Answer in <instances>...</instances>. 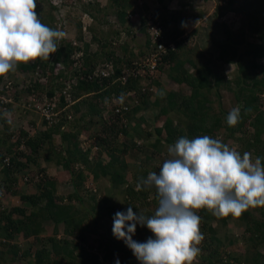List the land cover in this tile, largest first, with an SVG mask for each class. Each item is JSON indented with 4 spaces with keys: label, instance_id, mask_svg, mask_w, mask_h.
Listing matches in <instances>:
<instances>
[{
    "label": "trees",
    "instance_id": "16d2710c",
    "mask_svg": "<svg viewBox=\"0 0 264 264\" xmlns=\"http://www.w3.org/2000/svg\"><path fill=\"white\" fill-rule=\"evenodd\" d=\"M40 1L49 9L42 12L41 6L37 4L36 12L41 22L65 33L66 22L61 16L62 9L69 13L67 7L78 5V0H60L56 3L53 0H37ZM111 1L112 6H115H110L113 8L115 21L107 20V23H112V27L116 29L114 39L113 36L94 37L93 41L98 45V49L89 52L88 44L82 48L63 38L58 42V51L48 60L36 59L26 64L19 63L14 72L0 77V95L10 99L5 103L0 100V200L4 196L14 194L20 201L11 208L0 209V264L6 260L8 264H14L18 257L20 264H116L117 260L120 264H131L124 255L133 254L132 250L124 240L117 239L112 233L115 213L126 212L131 207L137 215L151 216L154 212L151 213L146 205H155L154 211L158 207L155 187L136 190L138 178H146L151 172L150 169L137 170L128 181L125 176L127 165L121 161L122 150L114 148V140L109 137V132L113 138L117 137L119 132L130 137L131 129L140 137V128H127L129 124L122 127L119 115H115L113 124L103 128L108 133L103 137L97 136L96 150L92 149V134L88 131L93 124L92 119L95 116L101 117L105 104L111 103L112 97L116 99L122 92L137 89L139 81L138 78L129 77L127 82L122 84L120 81H114L113 76L102 80H88V74L93 72L96 64L103 61H113L117 66L116 72L119 73L122 65L131 68L133 61L139 60V57L145 56L152 49L145 28L130 26V20L136 17L139 23L144 25L142 13L149 10V5L145 4L138 12L136 9H130L128 12L130 0ZM165 3L166 0H158L154 20L162 25L164 43H173L174 47L168 48L160 56L156 73H166L169 81L174 82L179 89L169 91L166 105L160 107L159 111L164 120L161 126L154 129V148L157 149L161 142L166 145L173 144L182 136L189 139L201 135L213 137L223 125L222 120L226 122L229 112L221 107L214 111L213 100L209 98L212 90H215L216 96L220 95L219 91L216 92L219 88L230 90L232 82L224 81L225 78L216 74L213 69L217 60H221L235 64V88L232 91L237 105L241 107V119L238 124L234 127H229L227 123L223 125L227 131L225 138L232 139L235 133L242 131V137H237L240 140V149L242 152H251L255 157H261L264 164V99L260 100L261 95H264V0H238L230 1L224 6L216 5L218 9L215 15L220 22L213 27L222 31L220 34H223V39L218 43L219 51L214 60L198 50L194 52V59L179 58L178 52L183 50L185 54H190V47L178 38V28H170L168 25L170 19L164 15ZM79 7L83 12L80 14H89L83 3H80ZM227 10L235 14L227 18L225 23L219 19ZM128 13L131 16H128ZM68 16L72 18L71 15ZM235 22L237 27H234ZM78 28L81 31V23ZM123 28L129 39L140 36L139 42L142 44V48L134 52L130 48V41H122L124 59L114 55L116 44L119 43L116 36ZM80 31L77 40H83ZM79 50L81 54L76 57L75 53ZM184 61H188L194 71L189 72L184 68ZM211 76L214 81L209 78ZM148 79L149 83L160 87L159 80L152 76ZM183 85L187 86V94L184 93ZM138 91L139 89L135 91L139 98L137 103L133 101L135 96H130L132 107L124 114L127 119L151 104L145 100L150 92ZM158 102L156 96L152 105L157 106ZM220 104L218 100V106ZM79 105L85 106L87 111L76 116L75 113L80 111V108L75 106ZM45 111L51 113L49 117ZM251 116L252 121L248 124L252 130L249 132L243 128L247 123L246 119ZM15 118L27 120L14 132L11 127ZM81 135H85L88 142L85 148L82 146ZM150 135L152 133L147 132L143 136L147 138ZM21 144L25 145L23 149L20 148ZM132 145L136 146L134 142ZM6 157H9V165H2ZM39 159H42L46 166L58 165L66 169L75 193L68 198H57L55 178L46 174L45 169L41 167L40 172L33 171ZM152 171L159 172L158 169ZM21 173L26 179L18 180ZM87 178L92 180L91 187L87 190L91 195L83 196L80 190ZM100 178H106L110 188L115 189L116 195H122L123 200L101 196L95 185ZM17 181L22 189L27 190L30 184H33L35 190L17 193L14 190ZM86 202L87 206L84 204ZM1 205L0 201V207ZM258 208L260 211L264 209L263 206ZM197 215L202 218L199 227L204 236L198 245L201 249L199 264H203L204 260L207 264H264V255L258 251L264 245V220L254 221L252 226L247 224L244 227L243 239L248 243L247 246L255 249L252 255L244 253L234 256L226 247L235 243V238L231 236L222 240L215 235L226 227L229 220L237 217L229 215L217 218L204 209L197 211ZM246 215H250L248 210L240 218ZM103 216L111 221L107 233L99 230ZM48 221L52 223L53 230L51 234L45 235V223ZM213 221L216 224L213 225ZM146 228L136 224V242V234L143 236ZM147 231L151 233L149 237L154 238L152 232L149 229ZM19 235L26 241L22 248H19L15 239ZM30 237H34L35 242H28ZM37 241H41L43 246L35 248ZM211 243L215 245L214 248H210Z\"/></svg>",
    "mask_w": 264,
    "mask_h": 264
},
{
    "label": "clouds",
    "instance_id": "9594fccd",
    "mask_svg": "<svg viewBox=\"0 0 264 264\" xmlns=\"http://www.w3.org/2000/svg\"><path fill=\"white\" fill-rule=\"evenodd\" d=\"M36 8L37 0H0V77L14 72L19 63L48 60L58 51V42L65 33L42 23ZM86 30L82 28L81 32ZM79 53L80 50L76 51L75 56ZM115 74L113 80L120 81L116 79L120 71ZM127 91L116 97L117 102L106 103L103 111L119 115L113 108L127 102L128 112L132 100L130 96H121ZM126 112L119 115V122L123 121L122 127L127 124L128 128L133 127L130 118L124 116ZM240 119L241 107L235 106L228 113L226 123L234 127ZM167 153L169 158L159 172L139 177L136 184L137 191L155 187L158 207L154 214L137 215L129 207L126 212H116L113 218V235L124 240L140 264H194L201 251L198 245L204 239L199 227L202 218L197 215L201 209L217 218L229 215L238 218L249 208L264 206L261 157L253 158L247 151L241 154L209 135L192 139L182 136L167 147ZM22 176L21 173L18 180ZM1 204L0 209L6 207ZM137 223L146 226L154 238L142 243L134 241L132 235ZM116 264H120L119 260Z\"/></svg>",
    "mask_w": 264,
    "mask_h": 264
},
{
    "label": "rangeland",
    "instance_id": "374dc122",
    "mask_svg": "<svg viewBox=\"0 0 264 264\" xmlns=\"http://www.w3.org/2000/svg\"><path fill=\"white\" fill-rule=\"evenodd\" d=\"M56 1H58V0H56ZM78 3L79 4L83 3L84 9L86 11L90 12L91 15H93V19L95 21L94 26L96 28L95 29L96 31L93 32V34H92L89 32V30H86V34L82 33L83 34V36H82L83 40L82 39L81 40H77V39L72 40V44L81 46L82 48H84L83 46L85 44H88L89 52L92 50H93L92 52H94L95 50H97L98 45H96L95 43H91L89 45L90 35H93L92 39L94 37L103 38V36H105V37L113 36V39H114V31L116 29L114 27H112V25H113L112 23H109V22L107 23V20H108L107 18L109 17V19H110V18H112L111 16L114 15V12L112 9L113 6L110 3V0H78ZM37 4H39L41 6L42 12H47L49 10L48 7L44 6L45 3L43 1L37 2ZM79 4L78 5L74 4V6L70 4L71 8L67 7V10L69 11V13H65V11L63 12V16L64 15H66V16L71 15L73 18L72 19V18L65 17L67 20V26H69V28L71 26L72 20H76L77 16H80V13L82 12V9L79 7ZM110 6H112V7H110ZM107 9H109V10H107ZM36 11H37V8H36ZM107 14H108V16H107ZM114 19H115V17L113 18V20ZM61 22L64 23L63 20H61ZM237 26H238V24L235 22L234 27H237ZM207 36H208V33L204 32L200 39L202 41H205V38H207ZM203 37H205V38H203ZM217 46H218V44H216L215 48H214L213 45H209L206 48L207 49L206 55L208 58H210L212 60L217 58V52L219 51V49L216 48ZM213 69L216 72V74L225 78L224 81L227 80L230 83L231 82L232 83L230 84V90H223L221 88H219V90H216V92H218V91L220 92V95H218V96H216V94H214L215 90L210 91L209 98H211L213 100L212 106L214 108V111H218V108L221 107L224 111L230 112V110L233 107L238 106L236 99L234 97V93L232 91L235 88V86L233 84V80H234L235 75H236L235 64L232 62H224L221 60H217L216 65L213 67ZM152 78L159 80L161 82L160 83L161 85H160V87H158L156 84L149 83L147 88H145V89H148L151 91V93H149L145 99V100H148L149 102H151V104L148 105L147 108L141 109L137 113H135V114L133 113L132 115H130V119H129L130 126H133L134 128H136V127L140 128V132H141L142 136L139 137L136 132L132 131V129L130 130V134H131L130 137L129 136L126 137L123 132H119L117 137L113 138V135L109 132V137L112 140H114V142L112 144L113 147L116 149L122 150V152H121V159L122 160L121 161L125 162L127 165V168H126L127 171H126L125 176H126L128 181H130L133 178L134 173H137V170H139V169L148 168V169H150L151 172H153L152 170H155V171H157V169L159 170L162 167L163 162L169 158L168 153H167V147L169 145H166V144L161 142L157 149L154 148L153 145H154L155 140H156V133H155L154 129L163 124L164 119H163V116L160 114L159 110H160L161 106L166 105L167 94L169 93V91H172V90L177 91V89H179V86L176 87L175 86L176 84H174V82H172V81L170 82L166 73H160L158 75H157V73H155L152 76ZM209 78L212 81L215 80L213 76H211ZM137 85H138V88L133 90V91H137L138 89H139V91H141L140 88L143 85H141L140 82ZM183 89H184V93L187 94V86L183 85ZM181 90L182 89L180 88V91ZM156 96L159 99V102H158L157 106H153L152 102L155 100ZM180 96H182V94ZM135 97L137 98V101H139V98L137 96H135ZM260 98H261L260 100H263L264 95H261ZM111 100H112L111 102H117V100L113 97L111 98ZM218 100L221 103L219 106H218ZM72 104H73V102L70 103V105H72ZM70 105L68 107H70ZM263 108H264V106H263ZM71 109H72V107H71ZM7 114H9V113H7ZM76 116H79V114H76ZM13 120L14 121L12 122V127H11L12 129L11 130L15 132L16 130H18V128H21V126L26 123L25 121L27 120V118H25L24 120H22V119L19 120V119L15 118ZM92 120H94V121L96 120V121L95 122L93 121V124L90 126V129L88 131L92 134L91 135L92 136L91 144L93 146L92 149L94 151V150H96L95 146H97V143H98L97 136H102V137L105 136V134L108 132H106V130H104V129H106L108 126L112 125L113 122L116 120V117L113 116L110 111H103L102 110L101 117L95 116ZM251 121H252V116L250 118L246 119L247 123L244 124L243 129L246 128V130H249V132H250L252 129L248 123ZM119 123L122 124L123 121H122V123L121 122H119ZM222 124L226 125V122L224 120H222ZM223 125L220 127V129L215 133V135L212 138L220 139L223 143L227 144L230 148H235L241 154H243L244 152H242V150L240 149V144H239L240 140L238 139V138L242 137V133H241L242 131H238L237 133H235V135H234L235 137L232 139L231 138H225V135H226L225 133L227 131H226L225 127H223ZM31 132H33V131H31ZM147 132H151L152 135L147 136V138H146L143 135H144V133L147 134ZM80 139L83 141L82 146L85 148L86 144L88 143L86 141L87 139H85V135L84 136L81 135ZM263 140H264V134H263ZM133 142L135 143L136 146L132 145ZM102 154H105V153H102ZM253 158H255L254 155H253ZM40 167L45 169L46 174L55 178V181H56V191L55 192H56L57 198H59V196L63 197V198H68L69 195H73L75 193V190L71 185L70 174L66 169H64L58 165L46 166V164L44 165V162L42 159L38 160V162L36 164V169H33V171L34 172L36 170L39 171ZM55 167H56V169H55ZM91 182H92V180H89V178L86 179L84 184L81 186V190H80L81 195H83V196L91 195L87 191V190H89L88 187H91ZM95 185L98 188V190H100L101 196H103V195L104 196H112L113 200H118V201L123 200L122 195H120V194L116 195L115 189L110 188L109 183H108L106 178H100L99 181L97 180V182H95ZM14 190H16L17 193H21L22 191L27 192L28 190L33 192L35 189H34L33 184H30V186L28 187L27 190H26V188L22 189V186L19 187V184H17L14 186ZM1 202L4 204V206H6L8 208H11L12 206L20 203L18 196L14 195V194H9L6 197L4 196V198L2 199ZM84 204H85V206L88 205L87 202ZM77 206H78V203H77ZM154 206L155 205H153L151 203L146 205L147 208H150L151 213L155 212L153 209ZM248 211L250 212V215H246L242 218L238 217V218H234V219L229 220L226 227L223 229H220L215 235L217 237H220L222 240L229 239L231 236H233L235 238V243H233L232 245L228 244L226 247V250L228 252H230V254L232 253L234 256L236 254H244V253L251 256L253 251L255 250L254 247H251L250 245L247 246L248 243L246 242V240L243 239V231H244V227L247 224L252 226V223L254 221H257V220L263 221L264 220V209H262L260 211L258 207H255V208H249ZM27 212H28V210H27ZM109 224H111L110 219L106 216H103L101 219V225H100V229H99V230H101L100 232L107 233ZM214 224H216V223L214 222L213 225ZM61 227H63V225L60 226V229H62ZM45 228H46V232L44 234L45 235L51 234V232L53 230L52 223L49 221L46 222ZM147 230L148 229L146 228V231ZM146 231L143 232L144 233L143 236H142V234H136L138 242H141V243L146 242V240L148 238H150L149 236H151V233H149V231H147V233H145ZM134 238H135V234L132 235L133 240H134ZM207 238H208V240H210L208 235H207ZM15 239L18 242L19 248H22L26 245V241L22 238L21 235H19ZM28 242H35V238L30 237ZM41 246H43L42 242L37 241L35 248H40ZM214 247H215V245L213 243H211L210 248H214ZM258 251L262 255H264V245H263V247H260ZM8 256H10V255H8ZM124 257L126 259H128L131 264L140 263L133 254H130L127 256L125 254ZM19 261H20V259L18 257V258H16V260L13 263L14 264H20ZM200 261H201V258L198 256L196 261L194 262V264L195 263L199 264ZM2 262H3L2 264H8L7 260L2 261ZM241 262H243V261L241 260ZM203 264H207V262L204 260ZM244 264H247V263L244 262Z\"/></svg>",
    "mask_w": 264,
    "mask_h": 264
},
{
    "label": "crops",
    "instance_id": "0c3cea01",
    "mask_svg": "<svg viewBox=\"0 0 264 264\" xmlns=\"http://www.w3.org/2000/svg\"><path fill=\"white\" fill-rule=\"evenodd\" d=\"M110 3L113 5V2L111 0H110ZM145 4L149 5V9L156 10L157 5H158V0H130V5L128 4L127 11L129 12L130 9H136V11L138 12L142 10ZM165 4L166 6L164 10L165 12L164 15H166V18L170 19V20L168 19L169 20L168 25H170V28L171 26H173L174 28H178L180 32L178 38L181 39L183 43L187 45V47H190L189 49L190 54H185L183 50H181L180 52H178L179 58L189 57V58L194 59L195 50L204 52L206 54V50H207L206 48L209 45H213V47L215 48V45L218 44L223 39V34L222 35L220 34L222 31L220 32L219 29L213 27L214 25L220 22L216 18L217 15H215V13L217 12L218 8L216 9V6H215L216 4L213 1L211 0H166ZM62 11L64 12L63 9ZM63 12L61 16H62V19L66 21L64 38L69 39L71 41L76 40L79 34V31H80L78 28L79 23L82 24V27L85 25L86 28H90L89 32L92 34L93 32L96 31L95 30L96 28L94 26L95 21L92 19L93 15H91L90 12L89 14L85 13V14H80V16H77L76 20H72L70 28L69 26H67V20L65 18V17L69 18V16H66V15L63 16ZM233 13L235 14V12L231 10H227L225 13H223V15L221 16V19L219 20L225 21L226 23L227 18L231 17ZM111 17L112 18H110V20L115 21V19L113 20V18L115 17V14ZM127 18L130 19L129 17ZM107 19L109 20V17ZM130 26L135 27V28L140 27V23L137 17L130 20ZM231 28H233V26ZM123 30L124 28L120 29V33L116 36L119 43L116 44V48H115L116 53L114 55L116 57H120L124 59L125 53H124L123 48L121 47L123 43L122 41L124 40L126 42L130 41V44L134 45V47L130 45V48L134 52L138 49L140 50L142 48V44L139 42L140 36L138 38L135 37V39L133 40L129 39V37L126 36ZM81 31H82V28H81ZM81 31L80 33L82 34ZM204 32H207L208 36L207 38L203 37L205 38V41H202L200 38L202 37V34ZM83 34H86V33H83ZM92 36L93 35H90L89 45L91 43H95V41H93L94 39H92ZM192 48H194L193 51H192ZM60 66L62 67V65ZM184 68L188 69L189 72L193 71L194 69L188 61H184ZM75 107L80 108V111L76 112L75 114L80 115L81 113L87 111L85 106L79 105ZM72 109L74 108L72 107ZM73 111L75 112V110ZM29 192H32V191L29 190Z\"/></svg>",
    "mask_w": 264,
    "mask_h": 264
},
{
    "label": "built area",
    "instance_id": "2783aa9c",
    "mask_svg": "<svg viewBox=\"0 0 264 264\" xmlns=\"http://www.w3.org/2000/svg\"><path fill=\"white\" fill-rule=\"evenodd\" d=\"M216 5L224 6L225 4L229 3L230 1H238V0H211ZM154 10H148L147 12L142 13V18L144 19V25L141 23L140 27H144L147 35L150 38L151 50L149 53L145 54L139 58V60L133 61V66L126 67L123 66L120 70V74L117 75L116 79L120 80L122 83H125L129 77L138 78L140 79L141 85V92L146 93L150 90L145 89L149 85V76H153L157 72V66L160 59V56L164 54L168 48H173V43L165 44L163 41V30L162 25L159 21L154 20ZM128 16H131L128 13ZM83 30L86 29L85 25L82 27ZM80 54V53H79ZM77 54V55H79ZM116 67L113 61H103L95 65L93 72L88 74L87 79L92 80H102L103 78H109L112 75H115ZM144 82H143V81ZM8 83V82H7ZM150 89V88H149ZM135 91L128 90L125 94L121 96H135ZM0 100L2 103L9 101V98H5V96L0 95ZM137 103V98L135 97L133 100ZM129 106L128 103H120V105H116L113 108L114 113L122 115L124 112L128 110ZM47 116H50V112L45 111ZM20 148H24L23 144L20 145ZM9 165V157L3 159L2 165ZM23 179H26L25 175L22 176Z\"/></svg>",
    "mask_w": 264,
    "mask_h": 264
}]
</instances>
